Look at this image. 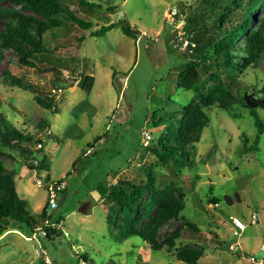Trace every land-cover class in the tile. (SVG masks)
I'll return each mask as SVG.
<instances>
[{
    "label": "rangeland",
    "instance_id": "1",
    "mask_svg": "<svg viewBox=\"0 0 264 264\" xmlns=\"http://www.w3.org/2000/svg\"><path fill=\"white\" fill-rule=\"evenodd\" d=\"M84 1L96 5L81 6L80 0L62 3L67 12L92 22L93 29H79L65 15L62 27L46 35L51 50L31 59L35 67L22 64L12 51L4 52L0 60V74L8 70L42 96H57L58 113L53 114L37 104L34 91L0 78V111L32 136L33 144H43L47 157V170L32 171L20 152L5 149L0 156L14 173L27 212L37 218L48 202V188L67 184V198L62 204L58 200L57 208H48V223L55 230L52 238L16 227L0 239V264H40L43 257L56 264H78L83 257L94 264H185L174 250L152 251L140 238L119 241L106 221L101 191L120 179H145L151 164L158 182L173 179L185 194L181 215L198 230L185 228L179 245L202 246L205 254L198 264H264V108L210 107V123L190 150V166L179 173L156 165L155 157L142 147L143 130L151 133L150 146L162 132L154 119L178 118L196 97L194 91L178 86L186 60L174 49V36L195 26L209 29L219 14L212 6L216 0ZM0 7L12 6L0 2ZM172 9L178 11L174 24ZM123 21L139 32L135 38L127 37L120 26L104 36H91L102 26ZM79 75L95 78L92 91L78 86ZM241 78L264 99V58L258 69L245 71ZM58 88L63 92L55 94ZM78 158L81 162L73 171ZM211 200H218L217 205ZM234 217L246 225L244 231L232 224ZM179 225L172 222L162 235ZM232 245L235 250H230Z\"/></svg>",
    "mask_w": 264,
    "mask_h": 264
},
{
    "label": "trees",
    "instance_id": "2",
    "mask_svg": "<svg viewBox=\"0 0 264 264\" xmlns=\"http://www.w3.org/2000/svg\"><path fill=\"white\" fill-rule=\"evenodd\" d=\"M12 7H0V60L6 51L14 52L22 64L35 67L31 61L37 54L51 50L46 35L62 27V17L74 23L79 29L91 30L94 24L67 12L62 0H0ZM80 5L95 7V3L80 0ZM219 14L213 19L212 26L199 30L198 26L187 29V34L196 47L192 54L180 52L185 64L180 69L178 86L195 92L196 97L179 113V117L165 122L161 117L154 119L156 128L162 127L153 146L145 148L156 159V165L174 168L179 173L190 166V150L199 143L205 128L210 123L208 110L218 107L231 111L236 105L250 108L244 92L259 94L241 78L245 71L258 69L264 58V0H216L213 2ZM19 8V9H17ZM215 12V11H213ZM189 22L193 23L192 19ZM196 23V22H194ZM120 26L127 37L135 38L139 32L126 21L110 23L92 31V37L104 36ZM193 31V32H192ZM83 41V37L80 38ZM117 73H113V80ZM12 86L26 91H34L38 105L53 114L58 113L56 95L40 94L36 88L11 75L8 70L0 74ZM78 86L84 91H92L95 78L91 75H79ZM264 93V88L261 90ZM1 109V101H0ZM44 123V122H43ZM45 125L49 128V122ZM258 133L262 126L256 121ZM0 156L5 149L20 152L28 170H47V157L43 144L40 148L32 136L22 133L8 122L0 111ZM36 154L41 156L38 160ZM30 161V164H28ZM32 161H36L37 164ZM81 158L73 163L76 170ZM155 166L146 169V178L140 181L117 180L101 191V199L107 206L106 221L110 230L116 231V238L123 242L137 237L145 242L152 251L163 249L175 251L178 261L185 264H198L205 249L197 244L179 242L185 228L197 231L196 225L181 215L185 208V194L175 180L160 183ZM60 185V184H57ZM49 192V190H48ZM49 199L38 217L30 215L27 201L17 190L15 176L8 171L0 160V229L15 224L25 226L31 233L38 225L46 230V236L52 238L55 230L49 225ZM179 221L180 225L162 235L165 227ZM47 222V223H46ZM21 229V228H20ZM173 229V230H172ZM88 264V259H79L78 264ZM89 264H94L93 262Z\"/></svg>",
    "mask_w": 264,
    "mask_h": 264
},
{
    "label": "built area",
    "instance_id": "3",
    "mask_svg": "<svg viewBox=\"0 0 264 264\" xmlns=\"http://www.w3.org/2000/svg\"><path fill=\"white\" fill-rule=\"evenodd\" d=\"M178 15V11L176 9L171 10V24H174V18ZM196 47L195 43H193L190 39V35H187L185 32H178L174 36V49L178 50L182 53H189L192 54L194 51V48ZM63 89L58 88L54 91L55 94L62 93ZM142 147L145 149L148 146H150L151 143V133L147 130H143L142 133ZM42 145L38 144V148H40ZM33 163L37 164L36 161H32ZM40 183L42 182L39 181ZM67 187V184L65 182L61 183L60 185H57V190H54V187L51 186L49 189V204L52 209L57 208V203L59 200V191H64ZM255 222V220L253 221ZM47 223V222H46ZM232 224L239 230L244 231L246 228V225L239 219V218H232ZM35 233H41L42 235L46 236V230L42 227H36L34 230ZM235 235H239L237 232H234ZM235 246H230V250H235ZM252 262H255V259L252 257L250 258ZM40 264H56L53 260H51L48 257H43Z\"/></svg>",
    "mask_w": 264,
    "mask_h": 264
},
{
    "label": "water",
    "instance_id": "4",
    "mask_svg": "<svg viewBox=\"0 0 264 264\" xmlns=\"http://www.w3.org/2000/svg\"><path fill=\"white\" fill-rule=\"evenodd\" d=\"M244 99L247 105L252 109H255L258 107L264 108V99H259L256 96H254V94L246 92L244 93ZM54 190H57V185L54 186ZM61 194H63V191H59V204H62V202L64 201V198L60 199ZM211 202L217 205L218 200H211ZM5 229H6L5 227H2L0 229V235L3 231H5Z\"/></svg>",
    "mask_w": 264,
    "mask_h": 264
},
{
    "label": "crops",
    "instance_id": "5",
    "mask_svg": "<svg viewBox=\"0 0 264 264\" xmlns=\"http://www.w3.org/2000/svg\"><path fill=\"white\" fill-rule=\"evenodd\" d=\"M115 183V182H114ZM113 183V184H114ZM111 185V184H110ZM48 190H49V188H48ZM49 193V192H48ZM62 198H64V200L67 198V194H66V189L63 191V194H61V196H60V199H62ZM101 201L103 202V200L101 199ZM106 208H107V206H106ZM10 225H12L13 226V228L12 229H5V232L2 234V235H0V239L2 238V237H4V236H6L9 232H11V231H14L15 230V228L16 227H18L17 225H15V224H10ZM9 225V226H10Z\"/></svg>",
    "mask_w": 264,
    "mask_h": 264
}]
</instances>
